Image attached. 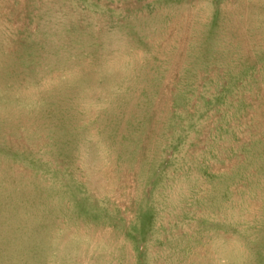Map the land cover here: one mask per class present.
Listing matches in <instances>:
<instances>
[{"label": "rangeland", "instance_id": "obj_1", "mask_svg": "<svg viewBox=\"0 0 264 264\" xmlns=\"http://www.w3.org/2000/svg\"><path fill=\"white\" fill-rule=\"evenodd\" d=\"M0 72V264H264V0H0Z\"/></svg>", "mask_w": 264, "mask_h": 264}, {"label": "bare ground", "instance_id": "obj_2", "mask_svg": "<svg viewBox=\"0 0 264 264\" xmlns=\"http://www.w3.org/2000/svg\"><path fill=\"white\" fill-rule=\"evenodd\" d=\"M2 66H3V64H2ZM5 66V65H4ZM13 66V65H12ZM13 69V68H12ZM9 71V70H8ZM5 72V71H4ZM7 72V71H6ZM12 72V71H11ZM1 73V72H0ZM9 73V72H8ZM6 75V74H5ZM14 75V74H13ZM8 77V76H7ZM1 79V78H0ZM3 110V109H2ZM4 111V110H3ZM7 112V111H6ZM1 113V112H0ZM3 114V113H2ZM8 114V113H7ZM16 117V116H15ZM14 118V117H13ZM4 120V119H3ZM15 121H17V120H15ZM10 123V122H9ZM11 124H12V122H11ZM4 128V127H3ZM5 129V128H4Z\"/></svg>", "mask_w": 264, "mask_h": 264}]
</instances>
